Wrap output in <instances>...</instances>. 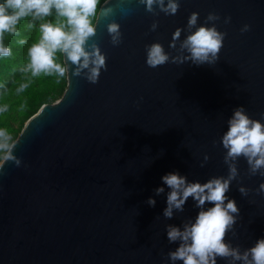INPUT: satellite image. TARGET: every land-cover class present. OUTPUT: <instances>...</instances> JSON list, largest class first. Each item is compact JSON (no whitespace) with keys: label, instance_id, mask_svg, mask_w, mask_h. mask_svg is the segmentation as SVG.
I'll use <instances>...</instances> for the list:
<instances>
[{"label":"water","instance_id":"95a60500","mask_svg":"<svg viewBox=\"0 0 264 264\" xmlns=\"http://www.w3.org/2000/svg\"><path fill=\"white\" fill-rule=\"evenodd\" d=\"M105 6L123 34L112 46L100 16L93 39L107 56V71L90 84L71 77L70 68L62 96L42 104L16 137L21 166L6 162L0 175V264H171L167 253L178 242H168L165 226H182L199 209L189 198L183 212L164 218L170 189L161 177L174 171L190 182L226 177L219 141L233 109L243 106L256 120L264 113V0H180L169 16H153L137 0ZM192 12L198 25L209 12L221 17L216 27L227 35L217 63L148 67L145 45L159 42L175 55L172 33ZM245 24L250 30L241 33ZM237 166L226 195L239 218L225 240L244 250L264 238V194L255 191L264 177L249 176L243 158ZM157 187L164 193L155 195Z\"/></svg>","mask_w":264,"mask_h":264},{"label":"clouds","instance_id":"9594fccd","mask_svg":"<svg viewBox=\"0 0 264 264\" xmlns=\"http://www.w3.org/2000/svg\"><path fill=\"white\" fill-rule=\"evenodd\" d=\"M145 11L153 16L163 13L166 16L175 15L180 8V0H137ZM109 0H2L0 2V59L12 56V48L6 44V37H17V45L28 44V39L22 37L21 24L26 22V28L35 29L38 33L35 42L27 49V60L18 68L21 74L20 82L15 89L17 94L25 92L35 78L40 76H55L57 82L71 77L85 79L90 84H96L102 71H107V56L93 39L96 35V25L102 15L108 21L106 31L112 46L123 42L120 24L111 19L114 15ZM127 14V13H126ZM221 17L218 13L209 12L204 23L198 25L199 13L192 12L185 27H177L172 33L168 47L175 55L166 52L163 45L153 42L145 45L146 65L150 68L163 66L167 63L214 66L219 60V53L224 46L227 33L218 31L216 22ZM231 22L230 16H225L224 24ZM158 21H153L149 31L154 32ZM250 30L245 24L241 33ZM182 32L185 37L181 40ZM91 41V42H89ZM0 88L5 85L0 84ZM5 90H7L5 88ZM24 105H21L23 110ZM9 105L0 104V114L7 113ZM264 113L260 120L252 119L243 106L233 109L227 120V131L220 138V144L225 149L223 162L227 165V176H214L206 182H190L179 172H169L161 177L164 185L170 189L167 193L166 207L163 217L172 219L174 212H183L186 201L191 198L199 209L194 220L188 219L182 226L166 225L167 240L177 243L174 251L167 253L171 264L182 261L183 264H217V259L227 261V264H264V238L257 239L253 246L241 250L240 246H232L226 242V234L234 232V225L239 218V208L234 199L226 194L233 180L239 176L237 161L243 158L247 165L249 176L264 177ZM19 143L9 130L0 127V175L4 174L6 162L21 166V159L14 154ZM217 142L213 141V145ZM204 156L201 167L208 161ZM163 187H157L154 192L159 196L164 193ZM241 196H247L249 189L240 186ZM264 194V182L255 190ZM146 203L155 206L156 201L149 198ZM211 204V207H206Z\"/></svg>","mask_w":264,"mask_h":264},{"label":"trees","instance_id":"16d2710c","mask_svg":"<svg viewBox=\"0 0 264 264\" xmlns=\"http://www.w3.org/2000/svg\"><path fill=\"white\" fill-rule=\"evenodd\" d=\"M2 2V0H0ZM104 0H101L103 3ZM22 37L28 39V44L17 45V37H6V44L12 48V56L0 59V84L5 88H0V104H8L9 111L0 114V127H5L16 139L25 121L32 116L44 103H52L60 98L66 89L67 79L62 78L57 82L55 76H40L33 80L25 92L17 94L16 87L21 79L18 68L27 60V49L31 43L35 42L38 33L35 29L26 28V22L21 24ZM21 105H24L21 110Z\"/></svg>","mask_w":264,"mask_h":264},{"label":"rangeland","instance_id":"374dc122","mask_svg":"<svg viewBox=\"0 0 264 264\" xmlns=\"http://www.w3.org/2000/svg\"><path fill=\"white\" fill-rule=\"evenodd\" d=\"M1 161V160H0Z\"/></svg>","mask_w":264,"mask_h":264}]
</instances>
